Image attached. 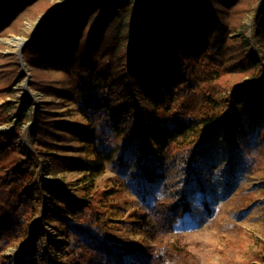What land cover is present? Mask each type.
Masks as SVG:
<instances>
[{
  "label": "rangeland",
  "instance_id": "obj_1",
  "mask_svg": "<svg viewBox=\"0 0 264 264\" xmlns=\"http://www.w3.org/2000/svg\"><path fill=\"white\" fill-rule=\"evenodd\" d=\"M5 2L0 0V8ZM69 2L51 0L48 9L25 20L18 33L9 30L12 26L0 35V88L9 87L0 90V106L12 103L4 106L1 116L10 119L0 125V209L17 186L33 187L30 196H20L16 215L0 226V264H18L29 253L43 255L47 238L67 254L52 253L59 257L56 264H264V76H247L233 91L222 87L226 107H217L224 114L222 123L206 136L198 120L189 121L198 131L187 133L184 141L178 136L175 155L168 159L167 148L141 126L147 116L143 103L149 97L144 82L135 83L133 98L121 96L120 87L103 84L90 86L84 99L59 98L56 95L68 87L61 82L63 70L43 68L50 73L47 82L52 77L55 82H49L45 94L32 90L31 72L40 68L29 60L23 70L21 39L31 38L38 20L56 15L42 30L66 19ZM111 2L119 7L117 0ZM251 3L256 11L241 17L243 27L230 36L248 44L246 54L264 73V38H257L256 24L264 0H246L243 5ZM166 5L173 11L181 2L167 0ZM123 8L128 13L116 50L117 66L126 77L123 84L130 85L127 57L132 39L139 37L136 28L145 21L136 5L126 3ZM37 35L25 47L35 44ZM175 65L180 63L172 61V69ZM173 73L174 78L164 77L162 86L168 90L174 84V94L201 79L190 70ZM27 96L33 99L28 104ZM98 106V113L89 114L87 108ZM182 121L158 112L157 125L165 131ZM35 124L39 138L33 144ZM197 139L204 142L202 155L194 173H185L184 145ZM145 159L157 167L154 179L144 174ZM62 190L77 201H88L97 190L105 192L95 238L115 243L119 253L108 256L68 232L76 217L68 211ZM144 215L151 223L147 230L140 228Z\"/></svg>",
  "mask_w": 264,
  "mask_h": 264
},
{
  "label": "trees",
  "instance_id": "obj_2",
  "mask_svg": "<svg viewBox=\"0 0 264 264\" xmlns=\"http://www.w3.org/2000/svg\"><path fill=\"white\" fill-rule=\"evenodd\" d=\"M1 1L6 2L0 8V35L12 26L14 28L9 30L18 33L24 21L33 20L42 11H46L51 0ZM117 1L119 7H112L111 0H77L65 14L66 19L62 17L58 22L55 21L39 31L35 44L23 50L24 61L28 64L30 60L34 66L38 65L40 68L36 74L31 72V88L45 94L49 84L55 82L53 77L49 79L50 83L47 82L45 75L50 73H46L43 68L63 70L61 82L68 87L61 93H56L59 98L84 99L88 88L94 84L120 87L124 90L121 96L126 94L133 98L137 93L133 89L135 83L144 82L148 89L146 95L149 97L143 103L147 116L141 126L154 135L163 148H167L168 159H171L178 148L174 140L180 136L184 141L187 133L198 131L197 127L190 128L189 123L195 121L194 119L199 121L198 127L206 136L213 126L218 127L222 123L224 114L217 111V107H226L222 98V87L233 91L242 85L247 76H264L259 64L246 54L248 44L238 36H230L243 27L240 18L250 10H256L252 3L251 6L243 5L246 0H180L181 6L173 11L166 5L167 0ZM251 2L255 4L257 0ZM126 3L142 9V19L145 21V26L136 28L139 37L132 39V48L127 57L129 63L126 69L130 85L123 84L126 77L117 66L116 51L123 29V19L128 13L123 8ZM262 8L256 19L258 39L264 38V3ZM232 16V20L238 24H232ZM172 61L178 65L180 63V66L175 65L172 69ZM173 70L180 74L182 70H190L201 79L195 86L187 90L179 88L174 94L171 90L174 84L168 90L162 86L165 76L170 79L175 77ZM212 75L216 76L213 79L208 78ZM77 81L79 82L76 84ZM152 89L155 91H151ZM0 90L9 91V87L2 86ZM214 96L219 98L214 99ZM32 101L30 96L24 100L26 104ZM137 103L139 105L141 102ZM11 104L8 102L0 106V125L10 119L9 116H5L6 119L1 116L4 106L10 107ZM98 108L99 106L91 107L87 110L92 111L89 114H95L100 110ZM229 109L231 111L232 107ZM21 111H24L23 106ZM161 111L183 121L173 129L165 131L157 125L158 112ZM20 115L23 118L26 114L22 112ZM37 127L38 124H35L31 129L33 144L39 138ZM93 139V134L88 132V141L92 145ZM203 143L197 139L184 145L181 161L185 167L182 171L187 173L189 169L194 173L195 165L202 155L200 147ZM141 164L149 180L154 179L157 167L147 159ZM32 189L33 187L24 189L17 186L11 192L10 202L0 209V226H4L16 215L20 196H30ZM62 191L68 211L76 217L68 232L84 246L91 244L95 250L108 256L119 253L115 243L95 238L104 211L102 200L105 192L97 190L88 201H77L68 192ZM140 222V228L147 230L151 227L147 215L141 216ZM46 245L48 249L43 255L29 253L30 255L21 256L18 264H56L59 257L52 256L54 252L65 254L66 257L63 248L53 240L47 238ZM7 263L11 264L9 261ZM121 263L128 262L123 260Z\"/></svg>",
  "mask_w": 264,
  "mask_h": 264
},
{
  "label": "water",
  "instance_id": "obj_3",
  "mask_svg": "<svg viewBox=\"0 0 264 264\" xmlns=\"http://www.w3.org/2000/svg\"><path fill=\"white\" fill-rule=\"evenodd\" d=\"M74 0H70L68 6H71L72 5V2ZM260 7V6H259ZM56 15H50V16H47L41 20H38L37 23H36V26L34 28V32L31 36V38L29 39H21L22 43L20 45V50H19V57H20V60L22 62V65H23V70L25 71V65H24V60H23V54H22V51H23V48L28 44L30 43L34 37L38 34L39 30L46 24H48L49 22L53 21L55 19Z\"/></svg>",
  "mask_w": 264,
  "mask_h": 264
}]
</instances>
